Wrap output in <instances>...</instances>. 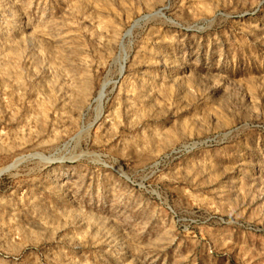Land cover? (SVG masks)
I'll list each match as a JSON object with an SVG mask.
<instances>
[{
  "label": "rangeland",
  "instance_id": "374dc122",
  "mask_svg": "<svg viewBox=\"0 0 264 264\" xmlns=\"http://www.w3.org/2000/svg\"><path fill=\"white\" fill-rule=\"evenodd\" d=\"M0 264H264V0H0Z\"/></svg>",
  "mask_w": 264,
  "mask_h": 264
}]
</instances>
